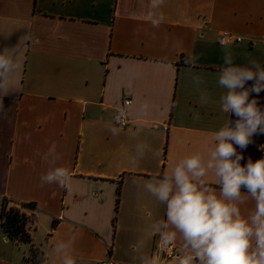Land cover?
<instances>
[{
  "label": "crops",
  "instance_id": "obj_1",
  "mask_svg": "<svg viewBox=\"0 0 264 264\" xmlns=\"http://www.w3.org/2000/svg\"><path fill=\"white\" fill-rule=\"evenodd\" d=\"M150 5L151 0H0V52L19 45L22 57L19 90L3 97L8 111L0 116V208L4 198L36 204L30 235L41 251L57 240L74 241L78 264H133L139 242L142 252L154 254L159 235L150 226L163 208L139 185L192 152L206 153L227 119L218 104L200 106L192 74L202 77V89L217 100L223 33L243 38L227 46L237 64L248 57L264 64V0ZM191 55L200 58L189 71L185 60ZM252 98L264 110V91ZM125 99L131 100L128 125L113 136L106 125ZM141 141L161 155L155 159L149 152L134 167L130 159ZM262 146L264 134H257L246 149L237 147L241 164L264 158ZM52 147L63 156L58 165L69 169L67 188L39 186L48 169L43 155ZM2 236L0 264H25L29 246L25 251ZM171 260L158 254V264Z\"/></svg>",
  "mask_w": 264,
  "mask_h": 264
},
{
  "label": "clouds",
  "instance_id": "obj_2",
  "mask_svg": "<svg viewBox=\"0 0 264 264\" xmlns=\"http://www.w3.org/2000/svg\"><path fill=\"white\" fill-rule=\"evenodd\" d=\"M165 0H151V7H163ZM163 21V15L159 16ZM154 27L159 24L154 22ZM28 35L21 38L27 40ZM19 42V43H20ZM222 46V63L218 66L217 86L222 91L217 100L204 89V80L192 74L191 82L198 92L201 107L218 104L227 119L213 133V145L206 153L196 151L181 158L159 176L143 180L139 185L163 208V216L150 227L159 235L158 250L179 247L173 253L170 264H264V158L244 159L237 147L246 149L257 134H264V110L256 98L264 91V64L248 57L237 64L236 54L231 48ZM15 48H4L0 52V116L6 117L3 97L19 90L18 76L22 70V57ZM198 55H191L185 63L197 65ZM254 81L251 87H245ZM174 106V105H173ZM145 110L148 105L142 106ZM236 117L235 121L229 115ZM125 113L118 112L106 127L113 135H119L126 123ZM139 135V133H135ZM264 148V146H262ZM151 152L155 159L161 153L152 150L148 143L138 142L134 146L132 166H138ZM63 158L55 148H50L43 159L48 169L39 177V186L55 184L67 188L71 176L67 167L58 165ZM242 189L244 191H242ZM249 203L252 207H246ZM139 242L133 256V264H158V252H142ZM40 264H78L74 241L57 240L49 250L42 251Z\"/></svg>",
  "mask_w": 264,
  "mask_h": 264
},
{
  "label": "trees",
  "instance_id": "obj_3",
  "mask_svg": "<svg viewBox=\"0 0 264 264\" xmlns=\"http://www.w3.org/2000/svg\"><path fill=\"white\" fill-rule=\"evenodd\" d=\"M25 210H31L32 213L27 215ZM36 212L37 206L34 203L9 202L6 198L2 199L0 227L7 238L29 246L31 257L25 259V264H40V259L37 261L33 259L35 252H39L38 254L42 256V251L33 244L30 235L31 229L35 228L37 222ZM53 227H55V224H53Z\"/></svg>",
  "mask_w": 264,
  "mask_h": 264
},
{
  "label": "built area",
  "instance_id": "obj_4",
  "mask_svg": "<svg viewBox=\"0 0 264 264\" xmlns=\"http://www.w3.org/2000/svg\"><path fill=\"white\" fill-rule=\"evenodd\" d=\"M221 41H223V44L225 46H232V45H237V44L241 43L243 41V38L238 36V35H235V34L223 33L219 37V40H218L219 45H221V43H220ZM130 105H131V100L125 99L123 101L122 107L118 110V112L123 111L125 113L124 119L126 120V123L121 128H125L128 125L127 111H128V108L130 107ZM158 244H159V240L157 242V245L155 247L154 252L155 253L159 252L162 254L164 253L168 258L172 259L173 253L176 251L175 244L168 249H160V250H158ZM100 264H113V263L112 262H102Z\"/></svg>",
  "mask_w": 264,
  "mask_h": 264
},
{
  "label": "rangeland",
  "instance_id": "obj_5",
  "mask_svg": "<svg viewBox=\"0 0 264 264\" xmlns=\"http://www.w3.org/2000/svg\"><path fill=\"white\" fill-rule=\"evenodd\" d=\"M10 206V205H9ZM25 212L27 213V215H30L31 213H32V211L31 210H25ZM3 235V232H2V230H1V228H0V246H2L3 244V241H2V236ZM4 239V238H3ZM23 247V249L25 250V251H27V247H28V245H26V244H23L22 246H21V248ZM39 253V252H38ZM37 252H35V255H34V258L33 259H35V261H37L40 257H41V255H39ZM29 258L31 257V254H29V256H28ZM27 257V258H28Z\"/></svg>",
  "mask_w": 264,
  "mask_h": 264
}]
</instances>
